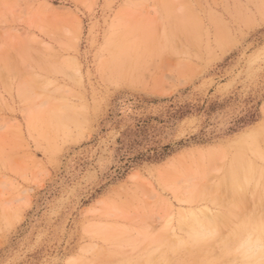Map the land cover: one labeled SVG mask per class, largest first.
<instances>
[{
	"label": "rangeland",
	"instance_id": "374dc122",
	"mask_svg": "<svg viewBox=\"0 0 264 264\" xmlns=\"http://www.w3.org/2000/svg\"><path fill=\"white\" fill-rule=\"evenodd\" d=\"M187 207L264 216V0H0V264H219Z\"/></svg>",
	"mask_w": 264,
	"mask_h": 264
},
{
	"label": "clouds",
	"instance_id": "9594fccd",
	"mask_svg": "<svg viewBox=\"0 0 264 264\" xmlns=\"http://www.w3.org/2000/svg\"><path fill=\"white\" fill-rule=\"evenodd\" d=\"M176 226L175 249L213 247L219 264H264V216L234 215L225 228L204 207H187L178 212Z\"/></svg>",
	"mask_w": 264,
	"mask_h": 264
},
{
	"label": "trees",
	"instance_id": "16d2710c",
	"mask_svg": "<svg viewBox=\"0 0 264 264\" xmlns=\"http://www.w3.org/2000/svg\"><path fill=\"white\" fill-rule=\"evenodd\" d=\"M158 156H159V157L156 158V160H159V159L163 158V157H164V154H160V155H158Z\"/></svg>",
	"mask_w": 264,
	"mask_h": 264
}]
</instances>
